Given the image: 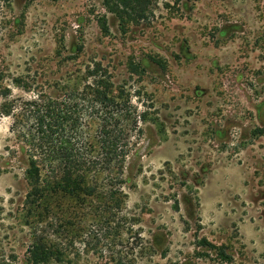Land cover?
Listing matches in <instances>:
<instances>
[{
  "label": "rangeland",
  "instance_id": "rangeland-1",
  "mask_svg": "<svg viewBox=\"0 0 264 264\" xmlns=\"http://www.w3.org/2000/svg\"><path fill=\"white\" fill-rule=\"evenodd\" d=\"M102 79L127 102L111 104L112 138L130 141L123 176L95 174L121 209L89 204L52 264H264V0H0V264H27L59 218L27 215L11 154L29 147L23 103ZM125 116H143L142 131ZM84 118L101 154L99 122Z\"/></svg>",
  "mask_w": 264,
  "mask_h": 264
},
{
  "label": "trees",
  "instance_id": "trees-1",
  "mask_svg": "<svg viewBox=\"0 0 264 264\" xmlns=\"http://www.w3.org/2000/svg\"><path fill=\"white\" fill-rule=\"evenodd\" d=\"M92 73L90 77H96L95 71ZM56 87L60 91V86ZM61 92H64V96L54 98L42 88L34 98L23 103L22 116L31 124L28 134H25L23 125L17 131L29 147H20L19 151L11 152L24 168L29 187L27 215L38 219L40 225L48 224L47 218L51 216L59 217L50 234L45 229H37L29 248L27 264L60 263L68 251L65 234L71 233V228L74 230L78 227L74 230L77 235L87 226L84 219L91 214L87 207H91L89 204L94 201L107 197L111 204L106 203L105 207L110 209V215L111 211L121 209V203L117 205L114 202L117 201L114 196L116 193L110 190L111 195L107 196V193L102 192L95 174L104 171L109 178L113 177L112 172L123 176L121 165L130 153V141L122 140L121 137L126 138V134L112 138L111 104L119 108L123 104L127 105V102L125 99L119 101L122 97L111 98V83L104 79L87 82L82 93H78L76 88L72 92L68 88ZM81 103L87 105V111L80 107ZM17 106L15 101L11 102L5 114L11 116ZM87 112L91 119L99 122L96 138L101 154L95 153V148L83 135L82 127L86 122L84 115ZM125 118V122L134 125L133 130L138 127L137 133L142 131L139 124L146 121L143 116H139V119L131 116ZM114 121L116 124L121 122L120 119ZM258 134L264 135L262 131H258ZM114 163L118 164V168H111ZM71 208L75 212L79 210L75 213L79 215L78 222L63 220L61 213L67 214ZM75 235L72 233V237Z\"/></svg>",
  "mask_w": 264,
  "mask_h": 264
}]
</instances>
